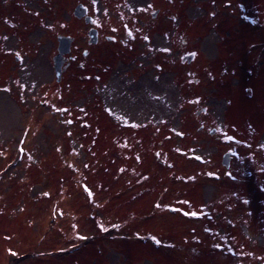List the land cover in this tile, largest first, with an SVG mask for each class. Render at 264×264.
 I'll return each mask as SVG.
<instances>
[{"label": "rangeland", "instance_id": "rangeland-1", "mask_svg": "<svg viewBox=\"0 0 264 264\" xmlns=\"http://www.w3.org/2000/svg\"><path fill=\"white\" fill-rule=\"evenodd\" d=\"M78 1L90 7L102 34L115 28L120 35L123 17L135 16L134 27L145 26L140 31L149 45L141 37L88 46L83 33L89 25L72 13ZM224 1L0 0V264H16L24 251L20 242L44 233L49 237L40 243V257L20 264H264V46H248L247 53L244 45L231 43L260 37L239 12L245 4L250 14L261 15L264 0H231L226 8ZM150 8L160 9L157 19ZM59 24L71 34L81 30L83 39H76L75 61L57 83L52 58ZM230 46L241 48L244 65L229 59L236 54ZM186 53L195 55L182 62ZM252 57L253 73L247 74ZM49 93L57 96L55 105L39 106ZM82 118L90 127L80 125ZM128 144L139 160L131 161ZM164 146L163 159L174 167L152 158L151 150ZM190 146L203 162L177 156V149ZM235 149L231 179L202 178L208 169L222 174L223 154ZM123 162L150 170L155 184L124 189L135 171L118 176ZM168 172L190 173L198 181L170 183ZM163 186L173 196L165 204L190 211L205 206L213 219L192 224L165 210L140 219L137 213L149 211ZM121 214H128L127 229L166 230L167 241L181 248H154L117 232L83 251L91 245L92 223L103 225ZM193 237L200 240H182ZM215 241L223 251L214 248ZM61 242L63 248L85 246L67 258L45 257Z\"/></svg>", "mask_w": 264, "mask_h": 264}, {"label": "trees", "instance_id": "trees-1", "mask_svg": "<svg viewBox=\"0 0 264 264\" xmlns=\"http://www.w3.org/2000/svg\"><path fill=\"white\" fill-rule=\"evenodd\" d=\"M10 20V19H9ZM10 22H13V20L11 19L10 20ZM56 95L54 94V93H49L48 94V96H47V99H48V101L49 102H51V101H53V100H55L56 99ZM68 106V105H67ZM66 105L65 106H62V107H67ZM83 116V115H82ZM85 119L84 118H82L80 121V125L83 127V128H88V127H90V124H88L87 123V121H84ZM122 172H126V168L125 167H123L122 168ZM152 176V172L149 170V171H145V172H143V173H141L138 177H137V181H144V180H147L148 179V177H151ZM162 198H163V195H162ZM148 215V213H145L144 215H143V217H144V219H146V218H149V217H152V216H147ZM126 215L123 217V218H121V219H119L118 220V222L115 224V227H117L118 228V236H120L121 234H123V233H125V234H128L130 237H132L133 235H132V233L131 232H129V229H127V221H126ZM49 237V235L48 234H46L45 235V237H43L42 239H40L39 241H32V242H22L21 243V245H23V246H26V245H32V250H31V253H30V255H29V257H28V259H34V258H37V257H40V255H41V250L39 249V247H40V243L42 242V241H44V240H46L47 238ZM104 237L105 236H102L101 237V240H102V242H103V239H104ZM151 239V238H150ZM167 243V241L166 240H164V239H162V238H160V236H159V240H158V243ZM164 246H166L165 244H163ZM27 247V246H26ZM12 248H14V247H12ZM54 250V251H53ZM53 250H51V251H47L46 252V254L48 255V256H45V257H49V258H52L53 257V254L54 255H58V254H60V256L62 257V258H67V257H69V256H73V251H71V250H69V249H67V248H63V242H61L60 244H58L56 247H55V249H53ZM64 252H69V253H67V254H61V253H64ZM27 253V250H26V252H25V254Z\"/></svg>", "mask_w": 264, "mask_h": 264}, {"label": "water", "instance_id": "water-1", "mask_svg": "<svg viewBox=\"0 0 264 264\" xmlns=\"http://www.w3.org/2000/svg\"><path fill=\"white\" fill-rule=\"evenodd\" d=\"M75 15L78 17L81 16V13L77 10L75 11ZM60 44H59V53L54 56V68L55 73L57 76V80L60 81L62 77V66L64 62L66 61V58L63 56V54L70 51V38L69 37H62L60 36ZM226 156H224V163H226Z\"/></svg>", "mask_w": 264, "mask_h": 264}, {"label": "snow or ice", "instance_id": "snow-or-ice-1", "mask_svg": "<svg viewBox=\"0 0 264 264\" xmlns=\"http://www.w3.org/2000/svg\"><path fill=\"white\" fill-rule=\"evenodd\" d=\"M130 35H131V33H129ZM5 39H6V37H5ZM145 39H148L147 37H145ZM165 51H168V49H165ZM191 55H195V53H192ZM198 102V101H197ZM110 111V110H109ZM205 112L207 111L206 109L204 110ZM228 139H233V137H227ZM211 175V174H210ZM91 194V193H90ZM157 207H159V205H157ZM191 215H193V216H195V215H197L196 213H191ZM101 227L103 228V226L101 225ZM103 230H107V229H103ZM81 239H83V237H80Z\"/></svg>", "mask_w": 264, "mask_h": 264}, {"label": "flooded vegetation", "instance_id": "flooded-vegetation-1", "mask_svg": "<svg viewBox=\"0 0 264 264\" xmlns=\"http://www.w3.org/2000/svg\"><path fill=\"white\" fill-rule=\"evenodd\" d=\"M73 63V60L71 59V63L70 64H72ZM80 68H82V66H79Z\"/></svg>", "mask_w": 264, "mask_h": 264}, {"label": "bare ground", "instance_id": "bare-ground-1", "mask_svg": "<svg viewBox=\"0 0 264 264\" xmlns=\"http://www.w3.org/2000/svg\"><path fill=\"white\" fill-rule=\"evenodd\" d=\"M4 103V102H3ZM114 232V231H113ZM88 246H86V248H87ZM86 248H84V250L83 251H85L86 250Z\"/></svg>", "mask_w": 264, "mask_h": 264}]
</instances>
